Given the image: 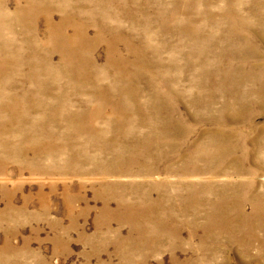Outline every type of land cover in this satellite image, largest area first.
<instances>
[{"label": "rangeland", "instance_id": "374dc122", "mask_svg": "<svg viewBox=\"0 0 264 264\" xmlns=\"http://www.w3.org/2000/svg\"><path fill=\"white\" fill-rule=\"evenodd\" d=\"M0 264H264V0H0Z\"/></svg>", "mask_w": 264, "mask_h": 264}]
</instances>
